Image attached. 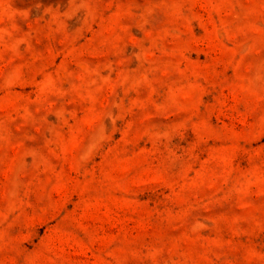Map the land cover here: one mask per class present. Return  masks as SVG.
Masks as SVG:
<instances>
[{
  "label": "rangeland",
  "instance_id": "1",
  "mask_svg": "<svg viewBox=\"0 0 264 264\" xmlns=\"http://www.w3.org/2000/svg\"><path fill=\"white\" fill-rule=\"evenodd\" d=\"M0 264H264V0H0Z\"/></svg>",
  "mask_w": 264,
  "mask_h": 264
}]
</instances>
